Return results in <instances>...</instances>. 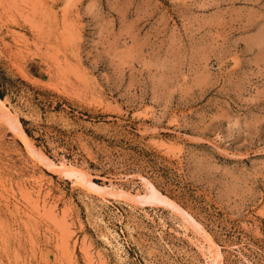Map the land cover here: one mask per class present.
<instances>
[{
    "label": "rangeland",
    "instance_id": "obj_1",
    "mask_svg": "<svg viewBox=\"0 0 264 264\" xmlns=\"http://www.w3.org/2000/svg\"><path fill=\"white\" fill-rule=\"evenodd\" d=\"M0 70V264H264V0H0Z\"/></svg>",
    "mask_w": 264,
    "mask_h": 264
},
{
    "label": "bare ground",
    "instance_id": "obj_2",
    "mask_svg": "<svg viewBox=\"0 0 264 264\" xmlns=\"http://www.w3.org/2000/svg\"><path fill=\"white\" fill-rule=\"evenodd\" d=\"M0 102H2L1 100H0ZM5 107V106H4ZM2 109V108H1ZM8 110V109H7ZM6 112V111H5ZM9 114H11L10 112H9ZM7 115V114H6ZM13 117H15L14 115H13ZM6 118H9V117H6ZM7 120H9V119H7ZM11 125L14 127V129H15V131H21L22 129V127H21V125H20V122H19V120L17 119V118H13L11 121ZM21 133H23V132H21ZM37 153H38V155L40 156V159H42V161L43 162H45L46 164L50 161V159H49V157L46 155V154H44V153H42V152H40V151H37ZM49 166H51L50 164H48ZM71 169V168H70ZM69 169V170H70ZM68 170V171H69ZM69 174H70V176H72V177H74L75 179H81V181L83 182V183H85L88 187H90V188H93V189H95V190H97V191H100V192H104L105 190H107L108 188L107 187H101V186H99V185H96V184H94V183H92L90 180H89V178L87 177V174L85 173V172H79V170L77 171V170H70L69 171ZM143 179V178H142ZM145 179V178H144ZM146 181V180H145ZM144 182V181H143ZM149 181L147 180L145 183H143L144 185H145V189L147 190V194H146V196H145V198H146V201H148V202H150V203H157V202H159V203H166L165 202V200L163 199V196L155 189V187L153 186V185H151L150 184V182L148 183ZM143 199H144V197H143ZM145 201V202H146ZM147 202V203H148ZM167 205V204H166ZM213 247H216V250L218 249V246L215 244V243H213ZM211 258V257H210ZM209 258V259H210ZM212 262H214L213 264H219V259L218 258H216V256H215V258H214V256H213V258H212V260H211Z\"/></svg>",
    "mask_w": 264,
    "mask_h": 264
},
{
    "label": "trees",
    "instance_id": "obj_3",
    "mask_svg": "<svg viewBox=\"0 0 264 264\" xmlns=\"http://www.w3.org/2000/svg\"><path fill=\"white\" fill-rule=\"evenodd\" d=\"M17 81L20 82V80H18V79L12 80V79L7 78L3 74V72L0 70V98H1V100H2L4 94H5V92L7 90H9V89H16V87H17L16 86ZM20 122H21L22 125L25 123L24 120H20ZM24 131H25L26 134L28 133L26 130H24Z\"/></svg>",
    "mask_w": 264,
    "mask_h": 264
}]
</instances>
